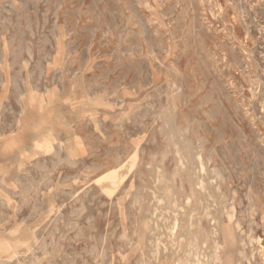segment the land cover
I'll return each mask as SVG.
<instances>
[{"label": "rangeland", "instance_id": "rangeland-1", "mask_svg": "<svg viewBox=\"0 0 264 264\" xmlns=\"http://www.w3.org/2000/svg\"><path fill=\"white\" fill-rule=\"evenodd\" d=\"M0 264H264V0H0Z\"/></svg>", "mask_w": 264, "mask_h": 264}, {"label": "bare ground", "instance_id": "bare-ground-1", "mask_svg": "<svg viewBox=\"0 0 264 264\" xmlns=\"http://www.w3.org/2000/svg\"><path fill=\"white\" fill-rule=\"evenodd\" d=\"M175 154V153H174ZM177 156V155H176ZM181 163V162H180ZM179 165V164H178ZM251 190V189H250ZM250 216V215H249Z\"/></svg>", "mask_w": 264, "mask_h": 264}]
</instances>
